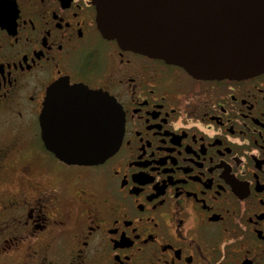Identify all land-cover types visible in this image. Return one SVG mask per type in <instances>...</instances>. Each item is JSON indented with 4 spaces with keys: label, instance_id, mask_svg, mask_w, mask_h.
I'll list each match as a JSON object with an SVG mask.
<instances>
[{
    "label": "flooded vegetation",
    "instance_id": "af4514ba",
    "mask_svg": "<svg viewBox=\"0 0 264 264\" xmlns=\"http://www.w3.org/2000/svg\"><path fill=\"white\" fill-rule=\"evenodd\" d=\"M70 84L121 106L103 163L42 137ZM0 264H264V72L198 79L122 48L93 0H0Z\"/></svg>",
    "mask_w": 264,
    "mask_h": 264
},
{
    "label": "water",
    "instance_id": "95a60500",
    "mask_svg": "<svg viewBox=\"0 0 264 264\" xmlns=\"http://www.w3.org/2000/svg\"><path fill=\"white\" fill-rule=\"evenodd\" d=\"M93 2L102 35L122 48L179 65L198 79L264 72V0ZM61 86L69 99L57 97L55 87L40 115L47 147L69 164L105 162L122 142L121 106L107 92Z\"/></svg>",
    "mask_w": 264,
    "mask_h": 264
}]
</instances>
